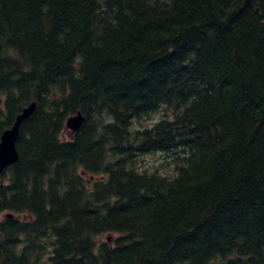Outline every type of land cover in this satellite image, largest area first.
Wrapping results in <instances>:
<instances>
[{
  "label": "trees",
  "instance_id": "obj_1",
  "mask_svg": "<svg viewBox=\"0 0 264 264\" xmlns=\"http://www.w3.org/2000/svg\"><path fill=\"white\" fill-rule=\"evenodd\" d=\"M31 101L0 264H264V0H0V134Z\"/></svg>",
  "mask_w": 264,
  "mask_h": 264
},
{
  "label": "water",
  "instance_id": "obj_2",
  "mask_svg": "<svg viewBox=\"0 0 264 264\" xmlns=\"http://www.w3.org/2000/svg\"><path fill=\"white\" fill-rule=\"evenodd\" d=\"M35 101H31L27 106L16 115L12 125L4 129L0 134V172L6 167L15 163L18 159L16 149V140L19 133L21 122L29 117L35 109ZM83 121V115L80 111L69 115L65 120V127L70 132L76 131Z\"/></svg>",
  "mask_w": 264,
  "mask_h": 264
},
{
  "label": "rangeland",
  "instance_id": "obj_3",
  "mask_svg": "<svg viewBox=\"0 0 264 264\" xmlns=\"http://www.w3.org/2000/svg\"><path fill=\"white\" fill-rule=\"evenodd\" d=\"M160 116L161 113L152 114L149 117L142 119L140 121V126H149L153 124L155 121H157L160 118ZM136 125L138 126V124ZM66 134H69V132H67ZM170 159L171 158L166 157L165 155H160L157 153L154 155L143 156L139 163L142 167H153L155 165L160 166V164L162 163L163 166H160L159 168L161 173H173L175 166ZM3 215L4 214L1 213L0 218L3 217Z\"/></svg>",
  "mask_w": 264,
  "mask_h": 264
}]
</instances>
